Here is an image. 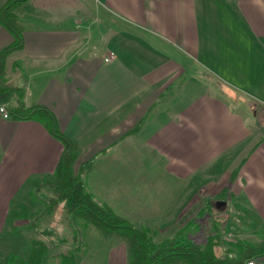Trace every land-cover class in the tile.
<instances>
[{"label":"crops","instance_id":"crops-1","mask_svg":"<svg viewBox=\"0 0 264 264\" xmlns=\"http://www.w3.org/2000/svg\"><path fill=\"white\" fill-rule=\"evenodd\" d=\"M15 13L24 45L6 70L77 144L94 194L126 201L123 179L145 172L108 174V161L139 151L194 179L173 209L200 202L199 178L214 187L236 172L235 209L243 196L264 227V0H28ZM12 41L0 24V52ZM62 151L42 123L0 115V226Z\"/></svg>","mask_w":264,"mask_h":264},{"label":"rangeland","instance_id":"rangeland-1","mask_svg":"<svg viewBox=\"0 0 264 264\" xmlns=\"http://www.w3.org/2000/svg\"><path fill=\"white\" fill-rule=\"evenodd\" d=\"M12 78V71L6 70L5 64L0 86H14ZM16 102L17 97L13 95L8 105H1L7 110V107L15 106ZM136 155H139V151L125 160L118 156L119 161H108V174H115L121 169L145 172L144 177L123 179L128 193L126 201L118 195L117 199L108 200L106 198L109 197L103 193L94 194L90 179L86 178L89 170L82 179L96 202L107 205L152 243L157 244L183 234L185 238L192 239L202 252L211 250L215 257L224 260L223 264H229V259L241 257L245 249L264 248V227L259 217L246 205L243 196L236 197L243 201L240 204L244 206L243 210H236L232 203L234 189L231 182L236 180V172L227 184L225 179L224 183L219 181L214 187H208L205 179L199 178L195 198L200 202L195 207L188 204L190 210L184 205H181V209H173L180 199L189 196L187 192H192L194 179H178L168 175L161 162H140L141 159L137 162ZM74 156V167L85 163L77 153ZM101 168L102 165H99L96 170ZM52 179L53 176L47 181ZM110 180L121 181L119 178ZM53 192L54 188L49 185L37 189L29 186L20 191L12 205L9 219L0 226V264H31L39 254H43L39 264H64L65 256H71L74 264L130 263L128 246L123 239L103 237L84 219L71 222L63 205L53 202ZM261 255L264 257V253Z\"/></svg>","mask_w":264,"mask_h":264},{"label":"trees","instance_id":"trees-1","mask_svg":"<svg viewBox=\"0 0 264 264\" xmlns=\"http://www.w3.org/2000/svg\"><path fill=\"white\" fill-rule=\"evenodd\" d=\"M27 1L7 0L0 7V24L13 37L12 43L0 52V78L4 75L8 55L23 48L24 26L16 16L15 10ZM24 94V90L20 87L0 86V105L7 104L15 95L16 105L7 107L9 117L16 120L40 122L53 137L62 143L63 151L53 179L46 180L42 184L34 183L33 186L36 189L45 185L53 187V202L55 205H63V210L71 222L74 219H84L93 225L103 237L123 239L128 246L129 264H223L224 260L221 261L215 257L211 250L202 252L192 239L185 238L183 234L154 244L127 220L115 214L107 205L96 202L94 195L87 191L82 179L83 174L90 170L91 164L85 162L74 167L77 144L60 130L57 119L49 109L40 105L26 106L23 102ZM261 253H264V248L261 250L245 249L241 257L227 261L229 264H246L247 260ZM40 256L43 257V254H39L36 261L31 264L41 263ZM63 258L64 264H74L71 262V256Z\"/></svg>","mask_w":264,"mask_h":264},{"label":"built area","instance_id":"built-area-1","mask_svg":"<svg viewBox=\"0 0 264 264\" xmlns=\"http://www.w3.org/2000/svg\"><path fill=\"white\" fill-rule=\"evenodd\" d=\"M105 60L108 61L109 58H106ZM0 115L3 118H9V114L4 105H0ZM263 260H264L263 255H257L254 256L251 260H249L246 264H264Z\"/></svg>","mask_w":264,"mask_h":264}]
</instances>
